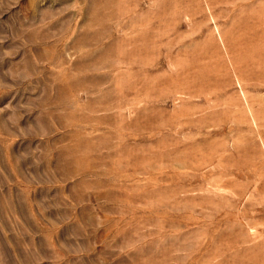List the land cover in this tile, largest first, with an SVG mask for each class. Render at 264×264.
Listing matches in <instances>:
<instances>
[{
    "label": "rangeland",
    "instance_id": "obj_1",
    "mask_svg": "<svg viewBox=\"0 0 264 264\" xmlns=\"http://www.w3.org/2000/svg\"><path fill=\"white\" fill-rule=\"evenodd\" d=\"M0 264H264V0H0Z\"/></svg>",
    "mask_w": 264,
    "mask_h": 264
}]
</instances>
